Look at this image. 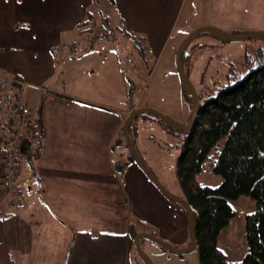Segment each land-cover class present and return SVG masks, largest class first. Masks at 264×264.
<instances>
[{"label": "crops", "instance_id": "1", "mask_svg": "<svg viewBox=\"0 0 264 264\" xmlns=\"http://www.w3.org/2000/svg\"><path fill=\"white\" fill-rule=\"evenodd\" d=\"M97 1L98 5L93 0H0V70L10 73L18 79L16 84L24 86L21 100L27 105L29 91L42 96L46 92L53 94L39 101L43 127H39L41 135L35 153L38 154L27 172L21 173L24 182H19L16 169L14 183L20 193V206L7 202L0 219V264H130L133 235L137 232L126 225V219L133 214L144 218L149 212L157 216L143 204L144 200L138 198L137 202L134 198L138 180L144 181L148 195L159 191L139 166L128 163L123 142L125 119L139 105L129 100L126 75L121 72L135 71L136 61L126 60L127 49L117 55V60L107 48L120 40L125 44L136 42L135 47L142 46L141 50L143 42L154 50L168 46L174 32L190 28V15L183 18L188 0ZM95 5L106 12L102 27L118 32L115 39L92 41L90 28L99 27L96 21L94 26L87 21L93 18ZM77 29L82 30L79 39L72 35ZM94 44H100L103 52L109 53L107 61L113 59L108 64L114 63L118 80L113 87L105 73L94 75L97 84L87 70L74 75L72 66L80 57L77 48L84 47L87 52L88 46ZM70 73L74 77L67 81ZM110 95L118 97L119 102H112ZM76 110L79 124L68 123L71 119L59 124L62 111ZM36 115L32 112L33 118L37 119ZM49 117L53 122H48ZM68 125L71 129L82 128L65 139L67 132L63 127ZM11 131L4 92L0 90V135H9ZM84 141H88L86 147L81 146L76 152L68 150L73 142ZM114 147L119 150L116 160L112 157ZM35 154L27 152L28 160ZM54 155L59 159L57 165L51 161ZM83 157L93 158L92 166L84 164L80 159ZM116 161L124 165L123 173L116 171ZM96 186L102 195L95 194ZM112 203L114 218L105 216L104 210H95L96 204L109 209ZM182 217V227L188 232L187 218L184 214ZM94 218H108L116 224L105 230L104 225H99L96 231Z\"/></svg>", "mask_w": 264, "mask_h": 264}, {"label": "rangeland", "instance_id": "2", "mask_svg": "<svg viewBox=\"0 0 264 264\" xmlns=\"http://www.w3.org/2000/svg\"><path fill=\"white\" fill-rule=\"evenodd\" d=\"M93 2L98 5L97 0H93ZM96 5L93 6L92 15L97 26L100 28L102 27L103 19H106V12L102 10L103 8L99 10ZM188 15H190V18H188L190 28L174 32L169 45L164 48H155L154 50L148 48L146 43L144 44L143 42L141 43L143 45V49L141 50L142 46L139 48L135 47L136 42L129 43V46V44H125L121 40L119 44L115 42L107 48L110 51V56H115V58H117V55L121 53V51L127 49L125 50L127 53L126 60L131 63L136 61L135 71L131 72L125 70V73L124 71L121 72V75H126V80H124L127 84L129 100L132 103H138L139 107H149L158 110L180 125L188 124L190 100L182 90L175 63L176 51L179 44L192 31L202 26H214L234 35L264 32V0H188L183 18ZM203 23H209V25H203ZM115 26L116 25H114V27ZM81 32V29H77L72 35L79 39ZM131 44L134 45L133 51H131ZM195 44H198V47L195 49L194 64H192L191 68H188L189 71H191L189 75L190 81L194 84L198 95L204 93L216 95L221 89L238 81L228 79V73H231L232 68L240 74L241 78L251 71V68L246 65L247 58L252 57L260 47L264 46V39L257 38L244 42H222L210 33L205 32L199 35L196 41L190 44L188 51H190ZM77 49L80 52V57L77 59V64L74 63L72 66L75 77L87 70L90 75H92V80L96 84L98 79L94 75H102L103 73H105L106 78H109V80L111 79V87L117 84L116 71L113 70L114 63L112 62L108 66L109 62L113 59L108 58L107 61V55H109V53L103 52L102 48H100V44L88 46L87 52H84V47H78ZM122 57L120 59L121 66L124 67V59H122ZM104 62H106L104 69L98 73L99 68L102 67ZM66 63H69V61ZM256 67L257 65L255 68ZM186 72L189 74L188 71ZM74 75L71 76V73L68 74L66 77L69 79L66 80L71 81ZM12 88L15 93L18 94L23 91L24 86L13 84ZM47 95L53 96V94L48 92H46V96H42L38 93L34 94L31 91L28 92L27 103L31 112L35 114L38 112L40 108L39 101L42 97L47 98ZM109 98L112 102L115 100L119 102V98L116 96L110 95ZM43 103L44 102H41V105H43ZM133 111L134 110H132V112ZM44 112L43 110V114ZM60 117L61 121L59 124H63L67 119H71L67 120L68 123L70 121L78 123L79 121V113L77 110L76 112L62 111ZM47 120L50 123L53 122L50 117ZM138 125L141 133L136 141L141 156L162 184L172 194L184 198V191L178 184L176 178V162L183 152V148L180 144L184 141L187 132L169 130L154 116H150L148 121L141 119ZM77 127L82 128L79 126ZM145 127L148 128L147 131L144 130ZM78 128L71 129L70 125L63 127V131L67 132L63 137L65 139L71 138L76 135L74 130ZM34 130L37 135H41L39 126H34ZM149 137L152 139L146 141ZM87 142L88 141L73 142L68 150L76 152L79 147H86ZM224 143L225 139L218 142L216 153H213V151L210 155L212 160L218 158ZM118 153L119 150L114 147L112 157L115 160L117 159ZM37 154L28 160L27 152H24V155L17 160L16 169H19V182H24V176L22 175L27 172V167H30L29 163L32 164L34 162V157ZM55 156L56 155L52 156L51 161L56 162L57 165L59 159L55 158ZM80 159L87 166H92V164H90V159L93 158L83 157ZM68 161L71 162V160ZM118 163L124 166L121 162L118 161ZM124 178H127L126 175H124ZM148 180L147 182L151 184ZM197 180L201 185L218 187L222 182V177L213 172L211 160H206L202 172L197 175ZM143 182L142 180L136 181V196L134 198H136L137 202L138 198L144 200L143 204L149 206L148 208L150 210L155 211L157 216H151L149 212L148 215L144 214V218H138L133 214L132 218L126 219V225H129V227L137 233L145 232L154 234L176 249H184L190 246V236L187 229H184L181 223L183 220L182 214H184L183 210L177 204L166 199L160 192L156 191V193L153 191L151 196L148 195V191L145 189V183L143 184ZM95 188L98 191L95 192L96 195L103 194L100 187L96 186ZM136 200H134L133 212L136 210ZM126 203L128 205V199ZM229 204L234 209L235 216L230 220L228 226L219 234L218 247L223 250L229 261L239 262L242 261L248 253L246 215L255 211L256 203L252 198L244 195L238 199L229 201ZM96 205V212L104 210L105 216L110 215L114 218L115 211H113V203L109 209L100 207L99 204ZM120 214H122V211ZM120 221L121 223L123 222L122 219H120ZM93 222L96 231H99V229H97L99 225H104L105 230L116 224V222L108 220V218H94ZM186 232L188 238L184 242L182 239ZM142 246L145 253L152 259L154 264H200V256L197 249L189 254L175 255L148 240H143ZM130 264H145L138 255L134 240L130 252Z\"/></svg>", "mask_w": 264, "mask_h": 264}, {"label": "trees", "instance_id": "3", "mask_svg": "<svg viewBox=\"0 0 264 264\" xmlns=\"http://www.w3.org/2000/svg\"><path fill=\"white\" fill-rule=\"evenodd\" d=\"M89 20L95 24L94 18ZM99 29L91 27L92 35ZM188 47L182 53V61L185 74L190 78L191 71L188 68L194 64L198 44L190 51ZM246 65L251 71L241 78L232 68L228 79L238 81L221 89L216 95L199 94L201 102L195 129L191 133L187 132L180 144L183 152L176 162V178L184 191V199L196 211L194 225L200 264H264V46L247 58ZM19 94L15 93L14 97L15 112H20L23 106ZM185 95L190 100L189 122L193 101L189 95ZM150 116L154 115L143 114L130 126V135L136 148V140L141 133L138 123L141 119L148 121ZM154 117L166 128L173 130L159 117ZM36 118V126L43 127L42 108H39ZM223 139L225 143L218 158L212 160L210 155L213 151L216 153L218 142ZM123 142L128 163L136 164L124 138ZM24 152H29L27 144L24 145ZM206 160H211L213 172L222 177L218 187L204 186L197 180ZM244 195L256 203L255 211L246 215L248 253L242 261L231 262L218 247V236L235 216L229 201ZM177 205L187 218L185 208Z\"/></svg>", "mask_w": 264, "mask_h": 264}, {"label": "water", "instance_id": "4", "mask_svg": "<svg viewBox=\"0 0 264 264\" xmlns=\"http://www.w3.org/2000/svg\"><path fill=\"white\" fill-rule=\"evenodd\" d=\"M208 32L211 35L215 36L217 39L223 42H244L248 40H254L257 38L264 39V32H254L246 35H234L223 29L214 27V26H202L192 31L186 38L182 40L179 44V47L176 51L175 63L178 70V75L180 79V84L182 90L185 94L189 95L193 101V110L190 122L186 125H180L168 118L160 111L155 110L149 107H139L135 109L130 115L127 116L123 125V138L127 144L130 155L132 156L135 163L139 166L145 176L150 180V182L157 188V190L169 201L173 203H177L182 205L186 210L187 223H188V233L191 239L190 246L184 249H176L170 244H168L163 239L157 237L154 234H149L145 232L138 233L135 238V247L138 252V255L142 259L145 264H154L152 259L145 253L142 242L143 240L151 241L157 245H159L162 249L169 251L175 255H184L194 252L197 249V238L195 233V225H194V216L195 209L184 199L177 195L172 194L158 179V177L154 174V172L150 169V167L146 164L145 160L137 150L135 144L130 135V126L133 121L138 119L143 114H151L159 117L166 126L169 128L179 131V132H193L196 126V121L198 118V112L200 108V98L197 93V90L194 84L190 81L188 76L185 74L184 65L182 61V53L183 51L202 33ZM116 171L119 173L124 172V168L120 163H116Z\"/></svg>", "mask_w": 264, "mask_h": 264}, {"label": "built area", "instance_id": "5", "mask_svg": "<svg viewBox=\"0 0 264 264\" xmlns=\"http://www.w3.org/2000/svg\"><path fill=\"white\" fill-rule=\"evenodd\" d=\"M90 25L94 24L88 20ZM114 31L102 27L94 34V40H112ZM10 73L0 70V90L4 92V105L12 128L11 134L0 135V219L4 216V207L7 202L20 206L17 200L19 190L14 183L16 178V162L24 153V145H28L29 152H37L39 135L34 130L37 119L32 117V112L26 103H23L20 112H15L13 84L18 83Z\"/></svg>", "mask_w": 264, "mask_h": 264}, {"label": "flooded vegetation", "instance_id": "6", "mask_svg": "<svg viewBox=\"0 0 264 264\" xmlns=\"http://www.w3.org/2000/svg\"><path fill=\"white\" fill-rule=\"evenodd\" d=\"M189 122H190V121H189ZM189 122H188V123H189Z\"/></svg>", "mask_w": 264, "mask_h": 264}]
</instances>
